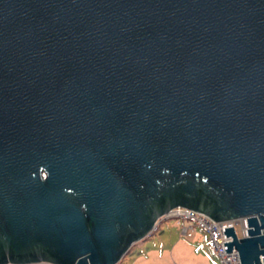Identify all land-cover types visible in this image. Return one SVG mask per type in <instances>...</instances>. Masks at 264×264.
<instances>
[{
    "label": "water",
    "instance_id": "1",
    "mask_svg": "<svg viewBox=\"0 0 264 264\" xmlns=\"http://www.w3.org/2000/svg\"><path fill=\"white\" fill-rule=\"evenodd\" d=\"M178 207L264 264V0H0V264H119Z\"/></svg>",
    "mask_w": 264,
    "mask_h": 264
},
{
    "label": "rangeland",
    "instance_id": "2",
    "mask_svg": "<svg viewBox=\"0 0 264 264\" xmlns=\"http://www.w3.org/2000/svg\"><path fill=\"white\" fill-rule=\"evenodd\" d=\"M238 225L242 236L243 225ZM119 264H220L208 246L206 234L197 229L191 238L182 235V225L166 220L157 232L135 244Z\"/></svg>",
    "mask_w": 264,
    "mask_h": 264
},
{
    "label": "built area",
    "instance_id": "3",
    "mask_svg": "<svg viewBox=\"0 0 264 264\" xmlns=\"http://www.w3.org/2000/svg\"><path fill=\"white\" fill-rule=\"evenodd\" d=\"M171 219L177 220L178 224L182 225V235L187 238H191L197 229L205 232L207 234L208 246L217 255L220 264H241L239 254L235 249L231 253L226 252L225 243L230 242L231 239L226 237L224 229L233 227L240 234L237 228L242 223V236H246L247 226L244 222H216L194 210L178 207L160 218L148 236L157 232L164 221Z\"/></svg>",
    "mask_w": 264,
    "mask_h": 264
},
{
    "label": "crops",
    "instance_id": "4",
    "mask_svg": "<svg viewBox=\"0 0 264 264\" xmlns=\"http://www.w3.org/2000/svg\"><path fill=\"white\" fill-rule=\"evenodd\" d=\"M205 233V232H204ZM206 234V233H205ZM206 237H207V234H206ZM217 256V255H216Z\"/></svg>",
    "mask_w": 264,
    "mask_h": 264
}]
</instances>
